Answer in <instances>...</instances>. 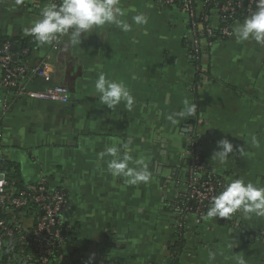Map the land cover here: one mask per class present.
Returning a JSON list of instances; mask_svg holds the SVG:
<instances>
[{"label": "crops", "instance_id": "obj_1", "mask_svg": "<svg viewBox=\"0 0 264 264\" xmlns=\"http://www.w3.org/2000/svg\"><path fill=\"white\" fill-rule=\"evenodd\" d=\"M47 3L0 0V40L32 44L21 63L40 71L25 82L28 90L61 85L69 99L17 98L0 87V176L23 186L43 177L66 193L64 218L76 264H237L241 258L264 264V217L237 213L228 222L203 217L196 223L188 215L182 235L177 227L184 151L193 136L221 186L236 178L264 186V46L237 42L239 21L230 37H216L211 45L201 38L197 60L187 17L178 8L164 0H121L129 23L137 14L148 23L130 32L105 25L82 35L79 47L67 37L40 47L25 29ZM206 10L216 29L220 15ZM101 71L128 87L131 111L123 103L109 110L99 102L93 84ZM184 101L196 111L173 125L167 117L183 111ZM221 139L234 148L223 165L211 159ZM124 144L134 160L147 164V184L128 185L107 172L109 158L101 160L99 153Z\"/></svg>", "mask_w": 264, "mask_h": 264}, {"label": "built area", "instance_id": "obj_2", "mask_svg": "<svg viewBox=\"0 0 264 264\" xmlns=\"http://www.w3.org/2000/svg\"><path fill=\"white\" fill-rule=\"evenodd\" d=\"M50 0H48V3ZM59 3V0H52ZM198 0H164L168 7L178 8L186 15L196 59H199L203 37L207 45L220 37L231 35L233 24L244 21L256 8V0H203L202 11H198ZM220 15L221 24L215 29L209 23L208 11ZM60 37L59 39H63ZM26 51L22 52V55ZM16 59V60H15ZM17 55L11 52L9 43L0 44V87L17 98L51 103H67L68 90L55 85L43 91H31L25 82L39 74V68L30 69L25 63L14 65ZM196 71L200 73L197 66ZM7 105L2 104L5 110ZM195 136L188 139L186 149L185 190L177 206L178 234L185 230V220L193 215L196 223L209 206L213 195L221 189V184L211 169L201 158ZM0 264H60L65 262L64 254L71 226L64 218L67 209L66 193L62 189L50 188L43 177L33 183L14 189L0 176ZM230 218H218L228 222ZM63 251V254H62Z\"/></svg>", "mask_w": 264, "mask_h": 264}, {"label": "clouds", "instance_id": "obj_3", "mask_svg": "<svg viewBox=\"0 0 264 264\" xmlns=\"http://www.w3.org/2000/svg\"><path fill=\"white\" fill-rule=\"evenodd\" d=\"M20 3L21 0H16ZM125 10L121 7V0H59V3L50 0L40 11L39 18L35 19L25 29V34L31 36L38 46L52 45L60 37H67L68 43L73 47H79L81 36L92 33L95 29L105 25L114 26L121 32H130L134 25H145L148 17L145 14L134 15L132 23H129ZM237 42H252L264 46V0H256L255 10L246 17L243 23L238 24L234 30ZM93 87L99 102L109 110L124 104L131 111L135 100L123 82H118L106 77L101 71L94 80ZM197 106L184 101L183 111L171 113L167 119L173 125L177 124L178 117L191 116ZM122 149L123 154H122ZM239 153L244 148L237 149ZM234 153L233 144L227 139L217 142V150L213 152L211 159L219 164H225ZM101 160L105 157L107 172L114 178L123 177L128 185L147 184L152 177L147 164L141 160H134L129 154L128 144L109 146L99 153ZM135 165V166H130ZM0 183H3L0 180ZM241 213L247 217L255 215L264 217V186L252 182H245L242 178L232 179L222 185L219 192L212 196L209 206L204 213V219L230 218L234 214ZM215 259V253H209V260ZM237 264H245L243 258Z\"/></svg>", "mask_w": 264, "mask_h": 264}, {"label": "trees", "instance_id": "obj_4", "mask_svg": "<svg viewBox=\"0 0 264 264\" xmlns=\"http://www.w3.org/2000/svg\"><path fill=\"white\" fill-rule=\"evenodd\" d=\"M4 42L9 43L11 48L14 47V51L11 50V52L13 54L17 55V59H18V61L14 63L15 66L20 64L21 62H24L25 61L24 59L29 54V52L32 50V44H30L29 42H20V41L13 40V39L0 40V44H2ZM23 51H26V54L22 55ZM5 168H6V166H4L2 169H5ZM6 170H7V168H6ZM5 180L9 184H12L14 189H19V188L23 187V185H19L17 181H15L14 179H12L10 177H8ZM68 237H69V239H68V242L66 243L65 251H64V254L66 255L65 262L60 263V264H76L75 262H73V259H72V255H73L72 248H73V245L75 242L73 234H72V230L68 233ZM62 254H63V251H62ZM68 260H69V262H68ZM84 261H86V263L88 262V260H84Z\"/></svg>", "mask_w": 264, "mask_h": 264}, {"label": "water", "instance_id": "obj_5", "mask_svg": "<svg viewBox=\"0 0 264 264\" xmlns=\"http://www.w3.org/2000/svg\"><path fill=\"white\" fill-rule=\"evenodd\" d=\"M12 51H14V47L11 48ZM16 60V59H15Z\"/></svg>", "mask_w": 264, "mask_h": 264}]
</instances>
